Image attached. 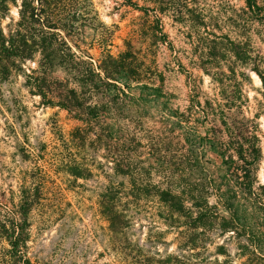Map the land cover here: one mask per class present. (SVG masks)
<instances>
[{
  "label": "rangeland",
  "instance_id": "obj_1",
  "mask_svg": "<svg viewBox=\"0 0 264 264\" xmlns=\"http://www.w3.org/2000/svg\"><path fill=\"white\" fill-rule=\"evenodd\" d=\"M182 1L185 4L180 8L188 4L196 10L193 18H182L173 12L178 3L171 11L161 12L159 7L154 10L153 0H79L75 8L84 18L70 32L74 36L71 44L76 43L95 59L107 53L114 56L127 53L139 67L142 83L162 87L170 97L169 106L186 112L195 89L201 91L204 101L219 87L213 76L201 68L211 15L218 17L221 28L215 29L217 34L230 33L233 37V28L225 15H231V8L239 9L244 3ZM18 19L19 7L11 3L2 26L7 30ZM254 27L255 32L263 29L258 23ZM162 30L168 42L160 40ZM253 35L256 45L264 49L258 36ZM226 65L223 68L228 72ZM29 67L34 68L35 63L14 67L8 79L0 80V201L4 208H14L21 203L24 187H36L39 197L29 214L27 249L32 261L160 264L159 260L168 253H179L175 230L169 229L159 216L160 209L165 207L155 187L166 189L174 183L176 169L165 166L161 158L173 153L170 155L173 160L174 155L186 151V145L163 100L151 104L128 99L113 103V117L123 126L118 139L107 124L82 135L79 130L85 123L74 113L44 105L41 96L31 93L25 75ZM239 69L251 77L244 88L253 115L262 99V81L255 72ZM54 75L63 77L65 73L58 70ZM137 85L133 84L130 95L138 99ZM106 101L109 97L101 94L91 100L93 104ZM259 122L264 135V115ZM117 159L125 161L124 165H119ZM220 161L215 160L213 172L218 171ZM75 163L80 165V177L68 172L69 165L75 167ZM259 178L264 183V136ZM116 193L124 201L129 198L132 202L125 204L129 222L119 236L111 231L99 204L102 195ZM14 210L0 209V212L6 218ZM210 248L214 253L215 247ZM9 249L8 239L0 234V264ZM230 250L234 253L235 247Z\"/></svg>",
  "mask_w": 264,
  "mask_h": 264
},
{
  "label": "trees",
  "instance_id": "obj_2",
  "mask_svg": "<svg viewBox=\"0 0 264 264\" xmlns=\"http://www.w3.org/2000/svg\"><path fill=\"white\" fill-rule=\"evenodd\" d=\"M78 1L21 0L18 4V0H0V80L8 79L14 67L34 62L35 67L25 72L31 93L41 96L44 105L74 113L85 123L79 130L82 135L107 124L118 139L123 126L113 117V103L128 99L151 104L163 100L169 117L176 120L173 125L183 133L186 151L174 155L173 160V153L161 158L165 166L176 169V179L166 189L155 187L165 207L159 216L169 229L175 230L180 251L168 253L159 263L264 264V183L259 178L264 136L259 122L264 115V49L256 45L253 35L264 46V0H242L241 8H231V15H225L233 37L230 33L218 35V17L211 15L201 68L213 76L219 87L204 101L201 91L195 89L186 112L169 106L170 97L162 87L142 83L141 71L127 53H107L95 59L76 43L71 44L74 36L70 32L84 18L75 8ZM179 1L182 0H153L154 10L159 7L158 11H171L178 3L173 12L182 18H193L196 10L188 4L180 8L185 3ZM11 3L19 7V19L5 30L2 21ZM178 16L173 18L179 20ZM255 23L263 29L255 32ZM160 40L168 42L163 30ZM240 67L255 72L262 81L260 108L253 115L244 88L251 77ZM58 70L65 76H55ZM134 83L139 84L138 99L130 95ZM97 94L108 96L109 101L93 104L91 100ZM217 159L221 160L218 171L213 172L211 167ZM124 162L117 159L119 165ZM71 166L68 172L82 176L78 163ZM38 197L36 187H24L16 207L4 208L0 201V209H16L6 218L0 212V234L10 244L2 257L3 264H36L27 249L29 214ZM126 203L132 202L129 198L124 201L117 193L102 195L99 203L116 236L123 235L129 222ZM231 247H235L234 253Z\"/></svg>",
  "mask_w": 264,
  "mask_h": 264
}]
</instances>
